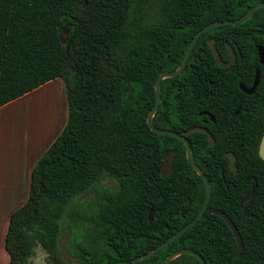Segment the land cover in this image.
<instances>
[{
	"label": "trees",
	"instance_id": "1",
	"mask_svg": "<svg viewBox=\"0 0 264 264\" xmlns=\"http://www.w3.org/2000/svg\"><path fill=\"white\" fill-rule=\"evenodd\" d=\"M263 2L0 0V108L57 79L67 102L63 130L32 168L26 203L9 216L8 264H30L37 247L52 264H133L196 217L205 186L187 161L185 147L147 125L154 83L160 73L177 68L199 30L237 20ZM259 28H264V10L243 24L203 34L191 58L196 53L212 58L202 47L208 39L220 46L223 31L230 44L231 39L240 46L260 44L264 33ZM248 51L243 54L252 57ZM207 69L212 74L220 70L214 63ZM190 74H201L200 68L187 66L181 76L162 82L153 124L177 133L205 127L213 136L210 148L206 135L188 136L195 164L210 183V201L190 230L139 264H162L182 249L200 255L205 264H264V161L258 156L264 104L258 100L235 116L233 110L220 114L213 104L215 91L208 90L211 104L200 106L195 94L201 85L192 82L191 91L180 89L170 105L172 83ZM201 111L215 122L204 125L208 118ZM171 151L173 172L161 178L163 158ZM226 153L236 160V174ZM89 192L94 195L90 211L69 213L75 199ZM213 211L226 214L238 230L240 258L230 228ZM65 218L72 224L71 262L58 247ZM170 264L199 262L182 255Z\"/></svg>",
	"mask_w": 264,
	"mask_h": 264
},
{
	"label": "flooded vegetation",
	"instance_id": "2",
	"mask_svg": "<svg viewBox=\"0 0 264 264\" xmlns=\"http://www.w3.org/2000/svg\"><path fill=\"white\" fill-rule=\"evenodd\" d=\"M261 10H264V9H261ZM222 27H226V26H222ZM259 30L261 31V33H264V28H259ZM211 40L214 41V48L216 49L221 62L224 65H229V66L220 67L216 64V60L213 56V52L209 45L202 47V51L204 53L209 51L212 58L202 57V54L199 55L197 53L194 55V58H191L192 52L195 48L194 46L183 71L175 78L181 76V74H183L187 66L199 67L201 74L187 75L182 79L180 84L179 82L172 83V89L170 90V94H169V104L173 106V104L176 103L177 95H181L180 94L181 92L179 91L180 89H184V91L190 92L191 89L193 88L192 82H196L197 85H201L199 87L200 92L195 94L197 104H199L200 106L210 105L212 100H210L209 97L210 95H212V93L208 92V90L211 89L215 91L214 93L217 95V98L214 99L213 104L216 106L215 108L220 114H228L233 110V115L235 116L239 114L240 112L246 111V107L249 105L256 106V102L258 100L259 102L257 103H259L260 105L264 104V64L261 63L260 54H259L260 53L259 49L264 50V37L263 39H261L260 44H254V45L248 44L247 46L246 45L240 46L233 39L230 40L231 41V44H230L226 38V31H223L218 36L220 46H215L216 41L214 39H208L207 42ZM186 50L184 52V55L186 53ZM247 51L250 52L252 57H247L246 53L243 54V52H247ZM183 57L181 58L180 63L183 60ZM212 63H214L220 69V70L214 71L216 74H212L208 72L207 67L211 65ZM179 65L177 66V68L179 67ZM175 78H171V79H175ZM184 96L185 98H187L188 94H185ZM224 99H227V101H225ZM184 101H185V104L187 105L194 103V102L192 103V100L190 99H188L187 102H186V99H184ZM199 114L206 116L208 118V120L203 121L204 125L207 126L209 122H215V118L207 111H201L199 112ZM200 128H204L207 130V128L205 127H200ZM184 132L186 131H181L179 133L174 132V133L181 135ZM173 139H174V142H173L174 145H176L177 142L183 145V143L180 140L176 138H173ZM186 140L189 143L188 136L186 137ZM208 143H209V139H208ZM171 152L173 153L172 163H173V169H174L175 153L173 151ZM185 156H186V152H185ZM235 163H236V160H235Z\"/></svg>",
	"mask_w": 264,
	"mask_h": 264
},
{
	"label": "water",
	"instance_id": "3",
	"mask_svg": "<svg viewBox=\"0 0 264 264\" xmlns=\"http://www.w3.org/2000/svg\"><path fill=\"white\" fill-rule=\"evenodd\" d=\"M264 9V3H260L255 5L253 8H251L243 17L237 19V20H233V21H220V22H213L209 25H207L206 27H204L203 29L199 30L191 39L188 48L186 50V53L183 57V60L181 61L179 67L172 71V72H163L161 74H159L158 78L156 79L155 83H154V95H155V103L154 106L152 107V109L150 110V112L148 113L147 116V125L149 127V129L151 130V132H153L154 134H157L159 136H166V137H172V138H176L178 140H180L185 149H186V158L187 161L189 162L190 166L192 167L193 171L201 178V180L204 183L205 186V196H204V200L202 203V206L198 212V214L196 215V217L190 222L188 223L186 226H184L181 230H179L176 234L172 235L170 238H168L167 240H165L164 242H162L161 244H159L158 246H156L155 248H153L152 250H150L149 252L142 254L140 256H137L134 260H133V264H139L140 261L145 260L147 258H150L151 256H153L154 254H156L157 252H159L160 250L164 249L166 246H168L169 244H171L172 242H174L176 239H178L181 235H183L185 232H187L188 230H190L204 215V213L207 210L209 201H210V197H211V186L210 183L208 182L207 177L205 176V174L203 173V171L195 164V161L193 159V154H192V149L189 145V143L186 140V137L189 136L192 133H202L207 135L208 139H209V143L207 145V148L212 147L215 144V141L213 139V137L211 136V134L204 128H200V127H195V128H191L188 131L182 133L181 135H178L174 132L171 131H167V130H160L158 128H156L153 124V118L160 106V102H161V82L165 79H171V78H175L176 76H178L184 69L186 62L191 54V51L193 50L194 46L196 45L198 39L205 33H207L208 31L216 28V27H222V26H236V25H240L245 23L247 20H249L251 18V16L258 10ZM208 45L211 47V50L213 52V56L216 60V64L220 67H227L229 65H224L218 54L216 49L214 48V41L211 40L208 42ZM259 54H260V60L261 63L264 64V50L259 49ZM234 58V57H233ZM258 156L259 158L264 161V135L262 136L260 143H259V148H258ZM172 157H173V153L171 152L168 155H165L163 158V163L160 167V176L161 178H166L168 177L172 171H173V163H172ZM225 157L229 160V168L231 170L234 171V173L236 174V166H235V158L231 153H227L225 154ZM213 215L219 216L220 218H222L224 220V222L228 225V227L230 228L234 238H235V242L237 244V254H236V258H240L241 256V252L243 249V244L240 238V235L238 233V230L236 229L235 225L233 224V222L230 220V218L220 212V211H213L212 212ZM149 221H152V211H150L149 213ZM182 255H189L192 256L194 258L197 259V261L199 262V264H205L203 258L196 254L195 252H193L192 250L189 249H182V250H178L174 253H172L171 255H169L162 264H170L172 261H174L175 259H177L178 257L182 256Z\"/></svg>",
	"mask_w": 264,
	"mask_h": 264
},
{
	"label": "crops",
	"instance_id": "4",
	"mask_svg": "<svg viewBox=\"0 0 264 264\" xmlns=\"http://www.w3.org/2000/svg\"><path fill=\"white\" fill-rule=\"evenodd\" d=\"M58 81L60 80L57 79L49 82L23 97L6 104L0 108V113H5L9 108L12 111L15 110L13 109L15 108L14 105H17L21 101H24L26 104H29V101H35L36 103L42 101L43 103L52 105L53 109H55L54 111H56V91L48 87L54 83H58ZM48 95H51L49 101H44L43 97ZM10 110L9 112H11ZM7 121H9L8 114L5 116V123L2 127V131H0V212L17 210V207L10 208V205L11 202H16L18 197H20V199H18L21 202L20 204H23L27 200V198L24 200V195L28 194L29 191L32 168L63 128L61 127L60 129L58 127L55 129V127L47 123L39 128L36 127V130H38L37 132H28L22 135L20 139L15 133H13V136H11L9 132L7 134L9 129ZM56 132L58 133L56 134ZM52 135H54V137H51ZM20 188L22 191L18 194L17 192ZM2 205L5 206L2 207ZM6 230L4 233H6ZM1 255L2 254H0V256ZM3 255L4 259L7 258L8 261L7 254Z\"/></svg>",
	"mask_w": 264,
	"mask_h": 264
},
{
	"label": "rangeland",
	"instance_id": "5",
	"mask_svg": "<svg viewBox=\"0 0 264 264\" xmlns=\"http://www.w3.org/2000/svg\"><path fill=\"white\" fill-rule=\"evenodd\" d=\"M58 86V87H57ZM48 88L54 89L56 91L55 99L57 101V110L54 111L52 105L43 103L42 101H38L37 103L35 101H29V104H26L24 101L19 102L17 105H14L15 110L7 109L5 113H0V131H2V127L5 123V116L8 114L7 126L8 131L11 136H13V133L17 135L18 138H22L21 136L28 133V132H37L36 127H40L42 125L51 124L50 126L55 127L57 129L58 127L61 129V127L64 128L66 123V117H67V102H66V95L65 90L63 87V84L61 81H58V83H54L53 85H50ZM51 96V95H50ZM50 96H44V101H49ZM13 107V106H12ZM12 109V108H11ZM9 110L11 112H9ZM4 112V111H3ZM56 112V113H55ZM62 128V130H63ZM58 132H56L57 134ZM51 137H54L52 135ZM105 186H111L110 183H106ZM22 191L20 188L18 190V194ZM29 194V191H28ZM28 194L24 195V200L28 198ZM94 198V195L92 192L86 193L84 195H81L77 197L72 204V207L70 208L69 213L78 211L80 215H85L88 213L92 207L91 200ZM20 197L17 198L16 202H11L10 208L17 207V209L21 208L26 201L23 204H20ZM5 205H2L4 207ZM14 210H10L8 212H0V264H8L7 258L4 259V255H6L4 250V243L3 238L5 237V230L7 228L9 219L8 217ZM16 211V210H15ZM5 214V216H4ZM81 222L78 223L80 225ZM69 225H72L67 218L64 219L62 223V232L59 238L58 247L61 253V256L66 262L72 261V243L70 241V238L68 236V227ZM30 264H52L47 260V255L45 251L41 247H37L34 251V255L30 259Z\"/></svg>",
	"mask_w": 264,
	"mask_h": 264
}]
</instances>
